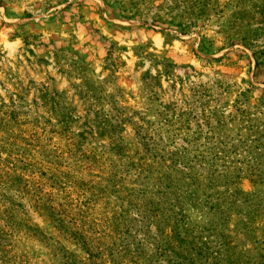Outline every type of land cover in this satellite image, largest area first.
<instances>
[{
  "label": "rangeland",
  "instance_id": "374dc122",
  "mask_svg": "<svg viewBox=\"0 0 264 264\" xmlns=\"http://www.w3.org/2000/svg\"><path fill=\"white\" fill-rule=\"evenodd\" d=\"M0 264H264V0H0Z\"/></svg>",
  "mask_w": 264,
  "mask_h": 264
},
{
  "label": "trees",
  "instance_id": "16d2710c",
  "mask_svg": "<svg viewBox=\"0 0 264 264\" xmlns=\"http://www.w3.org/2000/svg\"><path fill=\"white\" fill-rule=\"evenodd\" d=\"M182 34H184L185 32L183 31V32H181ZM254 55L257 57V53H254Z\"/></svg>",
  "mask_w": 264,
  "mask_h": 264
}]
</instances>
